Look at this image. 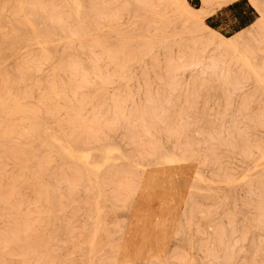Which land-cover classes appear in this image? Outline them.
Instances as JSON below:
<instances>
[{
	"label": "rangeland",
	"instance_id": "rangeland-1",
	"mask_svg": "<svg viewBox=\"0 0 264 264\" xmlns=\"http://www.w3.org/2000/svg\"><path fill=\"white\" fill-rule=\"evenodd\" d=\"M79 1L91 6L87 12L72 0H0V264H159L162 259L249 264L264 259V0H229L227 11L219 8L221 0ZM145 3L153 7H124ZM185 5L203 8L205 21H220L214 31L223 27L232 43L222 46L203 33ZM117 14L125 18L121 32L138 42L129 48L127 69L124 62L113 68L115 86L77 93L65 86L66 73L42 93L44 80L29 71L38 47L66 61L92 58L91 44L73 42L71 31L59 35L47 21L63 18L74 24L85 15L103 21ZM229 15L235 23L225 25ZM252 24L255 29L237 37ZM233 97L253 106L242 127L230 111ZM189 111L199 113L198 122L183 137L175 135L179 118ZM54 135L78 156L90 154L88 166L79 158H63L66 171L58 182L70 178L79 188L68 189L72 200L65 198L60 207L50 205L47 192L36 186L12 192L8 180L27 153L51 144ZM108 147L114 151L105 161ZM170 153L178 154L173 166L164 161ZM125 171L143 177L145 184L157 180L163 186L162 206L144 208V218L151 224L158 216L169 236L182 223L189 225V243L181 252L165 244V230L158 242L151 229L142 228L138 241L129 237L123 204L101 192L105 184L123 187L127 181L117 177ZM62 209L69 211L60 214Z\"/></svg>",
	"mask_w": 264,
	"mask_h": 264
},
{
	"label": "snow or ice",
	"instance_id": "snow-or-ice-1",
	"mask_svg": "<svg viewBox=\"0 0 264 264\" xmlns=\"http://www.w3.org/2000/svg\"><path fill=\"white\" fill-rule=\"evenodd\" d=\"M228 2L229 0H221L219 8L227 11L225 5ZM77 7L87 12L91 6L83 3L77 5ZM124 7L129 10L133 7L147 9L153 7V5L147 3L137 5L127 4ZM183 7L193 17L203 33L218 40L222 46L232 43V41L225 39V36L231 33L224 32L223 27L214 31L216 24L221 23L220 21L213 24L211 21L204 20L206 13L203 8L196 11L187 8L186 5ZM260 16V23H264V9L261 10ZM47 23L49 28H54L61 36L71 31V39L73 42H76L77 38H79L82 46L85 43L91 44L92 58L85 60L74 57L72 60L66 61V57H61L59 53L53 55L47 48L38 47L32 60L33 67L29 71L33 75H39L44 80V85L40 89L42 93L47 86L55 83L58 74L65 75L66 73L70 79L67 80L65 86L75 89L77 93L89 89L107 88L111 90L116 83L112 75L113 68L119 69L121 62H124L125 69H127L129 48L138 42V39H133L126 32H121L125 24V18L119 14L113 15L110 19L103 21L98 17L85 15L83 17H77L74 24L71 20L66 22L63 18L59 20L52 19L47 21ZM232 23H235V21H233L231 15L224 18L225 25ZM101 24L108 25V27H101ZM255 27V24L250 25L242 33H238L237 37L251 32ZM139 42L143 43L144 41L140 40ZM105 64H108L107 68H105ZM45 68L48 69L47 72L44 71ZM45 77L46 80L44 79ZM260 84L264 88V80H261ZM238 91L243 94L246 92V89L239 88L238 86ZM230 111L242 127L247 122V117L252 114L253 106L247 104L243 99L233 97ZM169 116L171 118V113H169ZM261 119L264 120V107L261 108ZM179 120L180 123L175 128V135L183 137L198 122L199 113L197 111H189L186 116H181ZM226 120L227 123H232L231 118L226 117ZM196 135L199 137L200 133ZM44 150H47L50 155L42 156L40 153ZM66 156L71 160H76L77 158L74 152L64 147L61 139L55 138H53L51 144L45 143L42 145L39 151L27 153L24 161L16 165L15 174L8 176L10 190L15 193L23 191L25 188L36 186L41 192H47L50 205L60 207L61 202L65 198L71 202L72 196L68 195V189L75 192L79 186L73 185L70 178L58 182L59 175L63 171H66L63 159ZM85 158L86 154L85 157H81V160ZM167 162L177 163L178 154L170 153L167 157ZM117 179L121 181L126 180L127 183L123 187L117 186L116 184H105L101 187V192L107 191L110 200L123 204L122 210L129 217L124 225L129 237L135 236L138 241L142 228L145 231L151 229L155 233V238L158 242L161 231L165 230L164 242L169 247L175 245V249H173L174 253H179L182 247L188 246L191 233L189 225L182 223L179 228L174 230L175 235L169 236L167 234L168 225L161 224L158 216L153 215L151 217V224L144 218V208L162 206L160 196L163 186L157 180L145 184L143 177L137 178L128 171L121 173ZM243 180L247 181L248 176L245 175ZM260 184L262 196H264V176L260 177ZM67 211L69 209H62L60 214ZM261 256L264 257V251L261 252ZM129 264H135V262H129ZM153 264H156V262L154 261ZM159 264H175V261L162 259L159 261ZM184 264H192V262L185 261ZM233 264H238V262H233ZM249 264H264V259L258 262L252 261Z\"/></svg>",
	"mask_w": 264,
	"mask_h": 264
},
{
	"label": "bare ground",
	"instance_id": "bare-ground-1",
	"mask_svg": "<svg viewBox=\"0 0 264 264\" xmlns=\"http://www.w3.org/2000/svg\"><path fill=\"white\" fill-rule=\"evenodd\" d=\"M73 1V3H74V5H80V1L79 0H72ZM174 1H176V0H174ZM174 5H175V3H173ZM182 10V9H181ZM179 13V12H178ZM181 14V13H180ZM227 14V13H226ZM25 21H26V23H28L29 25H32V20H31V18L29 17V16H27L26 15V18H25ZM44 43V41H42V40H39V44H43ZM240 56H242L241 54H240ZM243 61L244 62H246V63H248L249 62V59L244 55L243 57ZM242 60V59H241ZM252 70V69H251ZM53 138H55V139H58L55 135L54 136H52V140H53ZM63 145H64V147L66 148V149H69L70 151H72V152H74V154L76 155V157H77V159L79 158V159H81V157H85V154H86V158L85 159H83L82 161H83V163L86 165V166H88L90 163H89V160H88V158H89V152L88 151H83V152H81V154L78 156V150H76L75 148H73V146H71L69 143L67 144V143H65L64 141H63ZM113 151H114V148L113 147H108V148H106V154H105V161H109L111 158H112V153H113ZM167 157L168 156H166L165 158H164V161H165V163L167 164V165H170V166H173V165H175L176 163H168L167 162ZM96 167L98 168L99 167V165H96Z\"/></svg>",
	"mask_w": 264,
	"mask_h": 264
}]
</instances>
